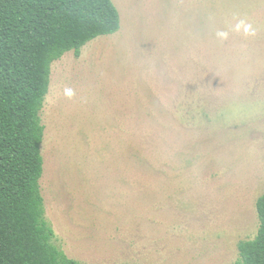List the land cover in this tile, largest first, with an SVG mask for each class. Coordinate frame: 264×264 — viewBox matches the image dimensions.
I'll list each match as a JSON object with an SVG mask.
<instances>
[{
	"label": "rangeland",
	"instance_id": "374dc122",
	"mask_svg": "<svg viewBox=\"0 0 264 264\" xmlns=\"http://www.w3.org/2000/svg\"><path fill=\"white\" fill-rule=\"evenodd\" d=\"M113 2L118 31L52 64L54 243L79 264H238L264 194V0Z\"/></svg>",
	"mask_w": 264,
	"mask_h": 264
},
{
	"label": "trees",
	"instance_id": "16d2710c",
	"mask_svg": "<svg viewBox=\"0 0 264 264\" xmlns=\"http://www.w3.org/2000/svg\"><path fill=\"white\" fill-rule=\"evenodd\" d=\"M120 24L113 0H0V264H79L46 219L41 111L53 62ZM257 212L238 264H264V194Z\"/></svg>",
	"mask_w": 264,
	"mask_h": 264
},
{
	"label": "clouds",
	"instance_id": "9594fccd",
	"mask_svg": "<svg viewBox=\"0 0 264 264\" xmlns=\"http://www.w3.org/2000/svg\"><path fill=\"white\" fill-rule=\"evenodd\" d=\"M245 31H247V29H245ZM219 35H221V36H226V33H220ZM67 95H69V96L72 95L71 90H68V91H67Z\"/></svg>",
	"mask_w": 264,
	"mask_h": 264
}]
</instances>
